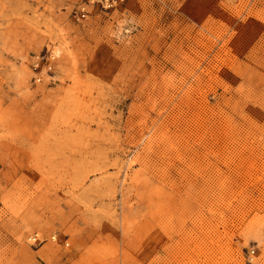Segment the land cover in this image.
Listing matches in <instances>:
<instances>
[{
	"label": "rangeland",
	"instance_id": "374dc122",
	"mask_svg": "<svg viewBox=\"0 0 264 264\" xmlns=\"http://www.w3.org/2000/svg\"><path fill=\"white\" fill-rule=\"evenodd\" d=\"M80 1L0 0V264H264V0Z\"/></svg>",
	"mask_w": 264,
	"mask_h": 264
},
{
	"label": "built area",
	"instance_id": "2783aa9c",
	"mask_svg": "<svg viewBox=\"0 0 264 264\" xmlns=\"http://www.w3.org/2000/svg\"><path fill=\"white\" fill-rule=\"evenodd\" d=\"M123 0H84L80 1L71 10L72 18L79 22L84 20L88 15V7L86 2H92L102 7H112ZM56 56L53 54L50 46H45V49L35 53L32 57V68L33 70L39 71L41 67H44L46 71H52ZM39 79L40 76H37Z\"/></svg>",
	"mask_w": 264,
	"mask_h": 264
}]
</instances>
